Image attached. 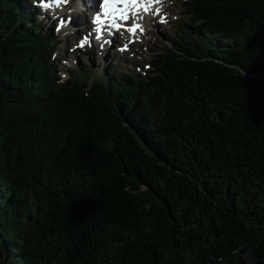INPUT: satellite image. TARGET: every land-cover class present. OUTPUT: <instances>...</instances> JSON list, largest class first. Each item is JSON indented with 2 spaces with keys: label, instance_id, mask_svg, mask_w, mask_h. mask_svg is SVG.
<instances>
[{
  "label": "trees",
  "instance_id": "1",
  "mask_svg": "<svg viewBox=\"0 0 264 264\" xmlns=\"http://www.w3.org/2000/svg\"><path fill=\"white\" fill-rule=\"evenodd\" d=\"M186 7L169 63L85 90L0 0V264H264V0Z\"/></svg>",
  "mask_w": 264,
  "mask_h": 264
},
{
  "label": "snow or ice",
  "instance_id": "2",
  "mask_svg": "<svg viewBox=\"0 0 264 264\" xmlns=\"http://www.w3.org/2000/svg\"><path fill=\"white\" fill-rule=\"evenodd\" d=\"M71 0H38V6L45 10H50L53 6L69 5ZM163 0H97L98 11L94 14L91 23L99 24L95 27V39L102 40L100 47L103 49L105 44H111L112 41L105 36H113L116 33L124 35L127 31L130 36L136 35L137 31L144 32L143 26L144 16L139 15L141 11L147 13L153 4H161ZM153 11L154 15H160L161 9L156 8ZM70 19H60L56 26V31H61V25H67ZM161 22H166L161 18ZM131 39L129 43H133ZM91 46L89 35H85L77 44V47L83 48L85 45ZM128 44H125L121 49L126 50Z\"/></svg>",
  "mask_w": 264,
  "mask_h": 264
},
{
  "label": "rangeland",
  "instance_id": "3",
  "mask_svg": "<svg viewBox=\"0 0 264 264\" xmlns=\"http://www.w3.org/2000/svg\"><path fill=\"white\" fill-rule=\"evenodd\" d=\"M166 6L168 8L164 21L162 24L153 23L151 24V30L150 33L146 35L144 42L141 46H133L132 48L128 50H123L125 53H122L125 56V59L132 62V64L140 66L143 68L144 65V71L141 73L143 74L145 72V69H147V63H151L152 65V57L156 55V57H160V59H157L158 63L160 62V66L162 64L169 63L170 58L172 57L171 53H166V57L163 58L161 56V50L166 47L164 45L166 42H169V40L176 38L177 34L175 29L177 27H182L183 24H181L182 20H185V18L190 17L191 15L185 11L184 5L179 2V0H167ZM60 47H62V52H60ZM67 45L60 44L57 46V55L60 56V54L66 53ZM122 51V50H121ZM119 50V53L121 52ZM95 53V60L91 55H85L83 56V62L87 63V61H90V64L94 65V68L90 70L88 73L90 74H96L99 72L101 76H103V68L106 66L105 61L101 56H98L97 52ZM68 54L70 56V59L68 60L69 66L64 65V62H60L59 68L61 70H64L62 76L65 75L67 72L66 69H76L70 68L74 65L75 60L74 57L76 56V53H71V51H68ZM119 55V54H116ZM120 56V55H119ZM122 56H120L121 58ZM92 61V62H91ZM67 62V61H66ZM129 64V63H128ZM62 65V66H61ZM89 65V64H88ZM120 68H117L118 70H124L125 66H120ZM136 69V68H135ZM137 70V69H136ZM136 75L135 73H133ZM159 83H162V80L159 81ZM155 88V89H154ZM154 89V90H153ZM153 92H156L158 90V87H153ZM151 90V91H152Z\"/></svg>",
  "mask_w": 264,
  "mask_h": 264
},
{
  "label": "bare ground",
  "instance_id": "4",
  "mask_svg": "<svg viewBox=\"0 0 264 264\" xmlns=\"http://www.w3.org/2000/svg\"><path fill=\"white\" fill-rule=\"evenodd\" d=\"M71 1H73V0H71ZM68 15H70V16H72V12H68ZM80 15V11H78V12H76L75 13V16H79ZM155 21L158 23V24H162V22H161V15H156L155 16ZM85 23H86V21H85ZM34 27V26H33ZM10 31V30H9ZM56 37V36H55ZM170 46H172V43H170ZM173 47V46H172ZM62 47H60V52H62ZM77 50V49H76ZM75 50V51H76ZM102 51L104 52L105 51V48H103L102 49ZM88 57V56H87ZM93 57V59L95 60V56H92ZM53 58L54 59H56V57L53 55ZM157 59H160V57H157ZM92 62V61H91ZM106 62L107 63H112L113 61H111L110 59H106ZM165 65V64H164ZM62 66V65H61ZM159 66H160V62H159ZM79 71H81V70H79ZM160 73V67H159V69H158V71H157V73H156V75H158ZM122 74H118L117 76L119 77V76H121ZM80 78L82 79V75L80 74ZM94 93H98V91L96 90Z\"/></svg>",
  "mask_w": 264,
  "mask_h": 264
}]
</instances>
